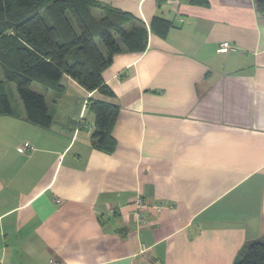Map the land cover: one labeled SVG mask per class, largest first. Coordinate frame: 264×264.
Returning a JSON list of instances; mask_svg holds the SVG:
<instances>
[{
  "label": "crops",
  "instance_id": "obj_1",
  "mask_svg": "<svg viewBox=\"0 0 264 264\" xmlns=\"http://www.w3.org/2000/svg\"><path fill=\"white\" fill-rule=\"evenodd\" d=\"M94 1L146 34L142 50L116 37L102 72L118 107L113 150L92 144L93 93L65 75L60 91L33 82L51 118L42 128L0 65L12 108L0 115V264H234L264 242L256 0Z\"/></svg>",
  "mask_w": 264,
  "mask_h": 264
},
{
  "label": "trees",
  "instance_id": "obj_2",
  "mask_svg": "<svg viewBox=\"0 0 264 264\" xmlns=\"http://www.w3.org/2000/svg\"><path fill=\"white\" fill-rule=\"evenodd\" d=\"M193 2L205 4L204 0ZM254 7L264 16V0H256ZM95 11L100 12L99 16ZM6 17L16 20L13 25L0 28V65L5 80L15 87L26 120L42 128L50 126L44 96L33 92L31 84L36 82L45 89L60 91L62 76H68L86 92L93 93L87 100L94 114L92 144L111 152V129L118 107L112 102L114 94L105 84L102 72L120 51L116 37L126 47L142 50L144 30L127 32L124 26L132 20L130 15L102 7L94 0H0V19ZM11 114L0 82V115ZM234 264H264V242L246 245Z\"/></svg>",
  "mask_w": 264,
  "mask_h": 264
},
{
  "label": "built area",
  "instance_id": "obj_3",
  "mask_svg": "<svg viewBox=\"0 0 264 264\" xmlns=\"http://www.w3.org/2000/svg\"><path fill=\"white\" fill-rule=\"evenodd\" d=\"M226 51H227V49H225V48H221L220 50H218L219 53H225ZM23 148L26 150L31 149L30 145L27 143H25L23 145ZM134 205H135V209H136L137 216H138L139 220H143V212L146 209V205L144 204V202L141 198H137ZM154 208L156 210L161 209L160 206H154Z\"/></svg>",
  "mask_w": 264,
  "mask_h": 264
},
{
  "label": "rangeland",
  "instance_id": "obj_4",
  "mask_svg": "<svg viewBox=\"0 0 264 264\" xmlns=\"http://www.w3.org/2000/svg\"><path fill=\"white\" fill-rule=\"evenodd\" d=\"M16 20V19H15ZM12 17H6V18H2L0 19V28L1 29H5L7 27H9L10 25H13V22L15 21ZM49 21V18L47 16V19ZM10 33V32H9ZM11 98V97H10ZM91 124H88V127H90Z\"/></svg>",
  "mask_w": 264,
  "mask_h": 264
}]
</instances>
